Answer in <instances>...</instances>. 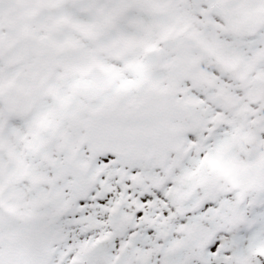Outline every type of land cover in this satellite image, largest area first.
<instances>
[{"label": "snow or ice", "instance_id": "6c2138e0", "mask_svg": "<svg viewBox=\"0 0 264 264\" xmlns=\"http://www.w3.org/2000/svg\"><path fill=\"white\" fill-rule=\"evenodd\" d=\"M0 264H264V0H0Z\"/></svg>", "mask_w": 264, "mask_h": 264}]
</instances>
